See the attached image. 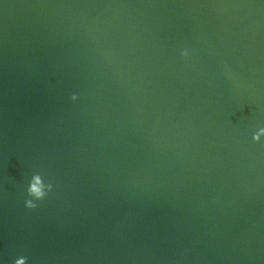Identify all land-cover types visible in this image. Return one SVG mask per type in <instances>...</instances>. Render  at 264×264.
I'll return each mask as SVG.
<instances>
[{"label":"water","instance_id":"1","mask_svg":"<svg viewBox=\"0 0 264 264\" xmlns=\"http://www.w3.org/2000/svg\"><path fill=\"white\" fill-rule=\"evenodd\" d=\"M261 128L264 0H0V264H264Z\"/></svg>","mask_w":264,"mask_h":264},{"label":"clouds","instance_id":"2","mask_svg":"<svg viewBox=\"0 0 264 264\" xmlns=\"http://www.w3.org/2000/svg\"><path fill=\"white\" fill-rule=\"evenodd\" d=\"M181 55L182 56H186L187 55V51L186 50L182 51ZM72 99L73 100L76 99L75 94L72 95ZM262 133H264V128H261L256 133H254L253 136H252V139L254 141L259 140L260 135ZM38 176H40V175L39 174L32 175L31 179H30V181L28 183L26 192H27L28 197H30V199H25V201H24L25 207H27V208L36 207V204H35L34 201L43 199L45 197V195L47 194V192L51 191L52 185L50 183L49 184L43 183V185L41 186V182L38 179H36ZM26 259L27 258L24 257V256H23L22 259H19V260L16 258L13 261V264H24V261Z\"/></svg>","mask_w":264,"mask_h":264}]
</instances>
